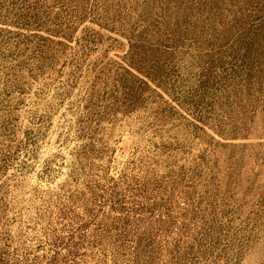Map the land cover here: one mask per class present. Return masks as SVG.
Masks as SVG:
<instances>
[{
	"label": "rangeland",
	"instance_id": "374dc122",
	"mask_svg": "<svg viewBox=\"0 0 264 264\" xmlns=\"http://www.w3.org/2000/svg\"><path fill=\"white\" fill-rule=\"evenodd\" d=\"M0 264H264V0H0Z\"/></svg>",
	"mask_w": 264,
	"mask_h": 264
}]
</instances>
